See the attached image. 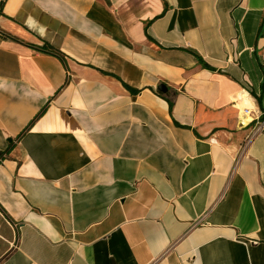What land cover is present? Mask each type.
I'll use <instances>...</instances> for the list:
<instances>
[{
    "label": "crops",
    "instance_id": "crops-1",
    "mask_svg": "<svg viewBox=\"0 0 264 264\" xmlns=\"http://www.w3.org/2000/svg\"><path fill=\"white\" fill-rule=\"evenodd\" d=\"M0 1V264H264V0Z\"/></svg>",
    "mask_w": 264,
    "mask_h": 264
},
{
    "label": "built area",
    "instance_id": "built-area-1",
    "mask_svg": "<svg viewBox=\"0 0 264 264\" xmlns=\"http://www.w3.org/2000/svg\"><path fill=\"white\" fill-rule=\"evenodd\" d=\"M0 35H4L2 32H0ZM241 115L250 116L249 123L254 122L253 129L250 132V134L247 137V141H249L253 136H255L257 133L263 131L264 126V111H253L249 108L244 107L241 109Z\"/></svg>",
    "mask_w": 264,
    "mask_h": 264
},
{
    "label": "trees",
    "instance_id": "trees-1",
    "mask_svg": "<svg viewBox=\"0 0 264 264\" xmlns=\"http://www.w3.org/2000/svg\"><path fill=\"white\" fill-rule=\"evenodd\" d=\"M2 5H3V1H0V11H1ZM263 30H264V15L262 17V21H261L260 26H259L258 35H260L263 32ZM42 49H44V51H46L48 53L55 54V55L62 57V53L59 50L53 49L52 47L45 46ZM8 149H9V146L6 149V151Z\"/></svg>",
    "mask_w": 264,
    "mask_h": 264
},
{
    "label": "water",
    "instance_id": "water-1",
    "mask_svg": "<svg viewBox=\"0 0 264 264\" xmlns=\"http://www.w3.org/2000/svg\"><path fill=\"white\" fill-rule=\"evenodd\" d=\"M158 89L161 90V91H165V90H166V88H165L164 85H159V86H158Z\"/></svg>",
    "mask_w": 264,
    "mask_h": 264
},
{
    "label": "bare ground",
    "instance_id": "bare-ground-1",
    "mask_svg": "<svg viewBox=\"0 0 264 264\" xmlns=\"http://www.w3.org/2000/svg\"><path fill=\"white\" fill-rule=\"evenodd\" d=\"M246 118H248V120H250V116L249 115H247Z\"/></svg>",
    "mask_w": 264,
    "mask_h": 264
}]
</instances>
